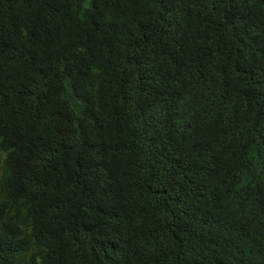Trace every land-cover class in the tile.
Returning a JSON list of instances; mask_svg holds the SVG:
<instances>
[{
	"label": "trees",
	"instance_id": "1",
	"mask_svg": "<svg viewBox=\"0 0 264 264\" xmlns=\"http://www.w3.org/2000/svg\"><path fill=\"white\" fill-rule=\"evenodd\" d=\"M0 264H264V0H0Z\"/></svg>",
	"mask_w": 264,
	"mask_h": 264
}]
</instances>
